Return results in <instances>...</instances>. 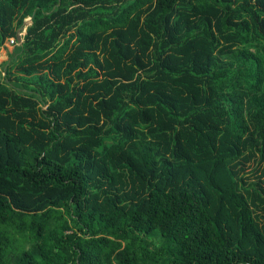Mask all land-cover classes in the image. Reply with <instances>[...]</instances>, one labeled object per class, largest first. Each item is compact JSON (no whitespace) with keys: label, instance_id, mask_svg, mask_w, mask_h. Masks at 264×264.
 <instances>
[{"label":"trees","instance_id":"obj_1","mask_svg":"<svg viewBox=\"0 0 264 264\" xmlns=\"http://www.w3.org/2000/svg\"><path fill=\"white\" fill-rule=\"evenodd\" d=\"M29 15L0 264H264V0H0V45Z\"/></svg>","mask_w":264,"mask_h":264},{"label":"rangeland","instance_id":"obj_2","mask_svg":"<svg viewBox=\"0 0 264 264\" xmlns=\"http://www.w3.org/2000/svg\"><path fill=\"white\" fill-rule=\"evenodd\" d=\"M32 15H29L25 18V23L26 24V19L28 17L31 18ZM27 25V24H26ZM23 27V26H22ZM25 27V26H24ZM21 29V28H20ZM25 34V32H24ZM26 36V35H25ZM8 39V38H7ZM16 46H13L12 43L10 42V40H7L2 46H0V70H1V74L2 76H4L5 73V68H4V63L9 61L10 55L14 52ZM253 166V165H252ZM251 167L247 168V171L251 170ZM264 178V175H263Z\"/></svg>","mask_w":264,"mask_h":264},{"label":"built area","instance_id":"obj_3","mask_svg":"<svg viewBox=\"0 0 264 264\" xmlns=\"http://www.w3.org/2000/svg\"><path fill=\"white\" fill-rule=\"evenodd\" d=\"M32 22H33V18L28 17L26 19L27 25L25 24L24 25L25 27L23 26L21 29H19L15 36L9 37L7 40H10V42L12 43L13 46L20 45L21 42L24 41L25 35L27 34L28 27L32 24ZM24 32H25V34H24ZM2 45H0V46H2Z\"/></svg>","mask_w":264,"mask_h":264},{"label":"water","instance_id":"obj_4","mask_svg":"<svg viewBox=\"0 0 264 264\" xmlns=\"http://www.w3.org/2000/svg\"><path fill=\"white\" fill-rule=\"evenodd\" d=\"M23 44V41L21 42V44L20 45H22Z\"/></svg>","mask_w":264,"mask_h":264}]
</instances>
